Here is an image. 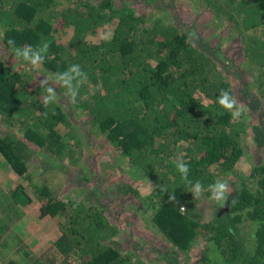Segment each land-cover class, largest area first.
I'll return each instance as SVG.
<instances>
[{"label":"trees","instance_id":"obj_1","mask_svg":"<svg viewBox=\"0 0 264 264\" xmlns=\"http://www.w3.org/2000/svg\"><path fill=\"white\" fill-rule=\"evenodd\" d=\"M129 1L0 0L4 52L11 53L10 38L16 47L37 48L46 41L49 48L40 70L49 75L78 64L87 74L76 102L69 103L86 122L75 140L67 141L59 124L69 120V113L61 101L48 106L41 103L39 82L31 86L37 69L22 61L23 67H12L6 62L8 55L0 54V120L10 126L0 129V154L15 175L28 180L40 201L41 215L63 214L59 233L39 256L34 251L31 255L18 238L14 250L23 254L18 260L9 257L10 264H25L28 259L31 263L27 264H138L131 260V247L116 238L124 227L110 215L106 203L89 198L69 201L60 190L62 180L51 181V175L33 179L30 161L35 155H45L50 170L82 164L77 161L83 148L91 146L92 133L101 137L106 152L116 153V160L126 159L131 178L151 184L142 195L130 183L126 188L140 195L152 222L175 247L188 252L201 236L208 242L198 258L201 263L264 264V162L245 173L236 170L244 153L242 135L250 125L254 144L262 147L264 124H249L245 119L233 122L227 112L218 115L222 111L215 102L219 92L224 89L234 95L235 89L224 59L213 54L208 44L195 42L167 16L137 11ZM202 3L211 12V20L226 27V41L237 42L238 52L229 56L241 66L236 81L264 103V0ZM55 17L72 29L66 42L45 40L56 30ZM105 17L114 23L111 33L90 40L87 36L96 33ZM258 26V33H250ZM64 91L56 89L61 98H65ZM182 141L186 144L180 152ZM181 155L189 167L188 178L205 187L221 173L235 174L237 193L225 213L201 219L172 163ZM25 186L20 180L10 193L1 191L5 197L0 239L10 213H18L15 204L32 200L23 191ZM169 195L176 199L169 200ZM246 219L256 224L251 246L239 234L238 224ZM8 244L0 240V249ZM210 248L217 251V259L206 257Z\"/></svg>","mask_w":264,"mask_h":264},{"label":"rangeland","instance_id":"obj_2","mask_svg":"<svg viewBox=\"0 0 264 264\" xmlns=\"http://www.w3.org/2000/svg\"><path fill=\"white\" fill-rule=\"evenodd\" d=\"M129 3L137 11L144 10L167 16L172 22L184 28L195 42L208 44L212 53L218 54V57L223 58L225 66L231 71V80L232 82L235 81L233 84L235 88L234 95L247 110L246 117L244 118L245 121L249 124H264V117L262 115L264 103L261 97L254 93L251 94L247 86L236 81L239 79L237 77L241 66L233 62L229 56L232 53L238 52L237 42L235 39L230 42L226 41V27L224 28V25L218 21L211 20V12L205 8L202 0H163L154 4H147L142 0H130ZM54 26H56V30L47 36L45 40L56 39L66 42L72 33L71 27H63L59 17H55ZM113 26L114 23L105 17L100 22L96 33L89 34L87 37L93 41L98 40L102 36L109 35ZM259 28L260 26L251 29L250 33H258ZM234 33L235 30H233L230 36H233ZM4 51L3 47L0 46V54L3 56L8 55L6 62L12 67L24 66L20 61L16 60L12 51L11 53ZM46 75H48L46 72L37 69L35 71L36 78L31 81V86H36L39 80H42L43 76ZM43 94V90H40L38 98H41ZM60 101L69 113V120L61 122L59 129L64 140L73 141L76 138L77 131L81 130L84 126L83 122H86V119L85 116L78 113L76 108L69 106L67 98H61ZM7 128L9 129L10 126L0 120V129ZM84 133L83 145L86 141ZM90 136L91 146L84 148L82 146V158L77 161L82 162V164L69 165L68 163L65 170H50L49 164L51 162L47 157L45 155H35L30 161L32 174H35L33 179L40 181V179L51 175V181L56 180L59 183L62 180L60 190L68 196L69 201H75L77 198H89L106 203L110 215L117 219L121 226L124 227L116 238L124 246L131 247V250L134 252L131 260L138 264H204L199 262L198 258L208 244L205 238L201 236L197 237L188 252L175 247L152 222L151 211L144 209L143 203L139 198L140 195H135L126 188L127 183H130L132 187L138 188L137 190L142 195L148 191L150 185L143 183L142 180L131 178L127 173L129 171L126 159L120 158L116 160V153L106 152L107 150L103 147V141L100 136L93 133ZM185 144L186 142L182 141V145L179 146L180 152L185 148ZM242 144L244 146V153L236 163V170L245 173L248 172L252 165L264 162V146L257 147L254 144L250 125L242 135ZM117 165L122 168L117 169ZM130 172L132 175L133 170ZM217 178L218 180H226L233 191L230 193L223 207L209 200L208 196H202L199 199L193 200L202 220H212L216 216L225 213L230 200L237 193L234 173H221ZM20 180H23L26 184L23 191L30 195L32 200L29 203L15 204L18 213H10L11 219L7 222V228L3 229V235L0 239L6 240L9 244L6 248L0 249V264H10L9 257L18 260L23 254L22 251L15 252L14 250V247L17 246L16 241L18 238H21L23 244H25L23 248H28L31 255L34 251L36 256H39L41 251L49 244L48 242L53 240L59 233V221L63 217V214L57 217L40 214V201L34 195L29 183L26 182L28 180L15 175L1 154L0 217L4 216L1 201L5 197L1 196V191L7 192V194L10 193ZM238 225L240 236L251 246L256 226L255 222L246 219ZM17 243L23 246V244ZM206 257L211 260L217 259V251L214 248H210L206 253ZM170 259H172V262H170ZM27 263H31L29 259L25 262V264Z\"/></svg>","mask_w":264,"mask_h":264},{"label":"clouds","instance_id":"obj_3","mask_svg":"<svg viewBox=\"0 0 264 264\" xmlns=\"http://www.w3.org/2000/svg\"><path fill=\"white\" fill-rule=\"evenodd\" d=\"M2 35L0 33V36ZM7 45L16 60L24 62L32 70L39 69L42 66L49 48L48 42L42 43L37 48H33L30 45L16 47L15 40L11 38L8 39ZM43 77L39 81L38 86L43 89L44 94L40 99L44 106L59 103L61 97L56 92L57 86L65 90L63 97L67 98L69 103H75L79 94V88L87 81V74L81 70L78 64L71 65L65 71ZM215 102L218 108L222 110L218 115H223L224 112H227L233 122H240L246 117V107L229 90L222 89ZM172 163L180 174L181 179L187 185V192L192 194L194 200L201 198L207 192L209 200L217 203L220 207L225 206L230 193L233 191L226 180H216L205 187L199 180L192 181L188 178L189 167L183 155L176 157ZM172 199H176V196L169 195V200Z\"/></svg>","mask_w":264,"mask_h":264}]
</instances>
